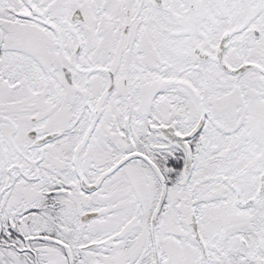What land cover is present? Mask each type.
<instances>
[{
    "label": "snow or ice",
    "instance_id": "6c2138e0",
    "mask_svg": "<svg viewBox=\"0 0 264 264\" xmlns=\"http://www.w3.org/2000/svg\"><path fill=\"white\" fill-rule=\"evenodd\" d=\"M0 264H264V0H0Z\"/></svg>",
    "mask_w": 264,
    "mask_h": 264
}]
</instances>
